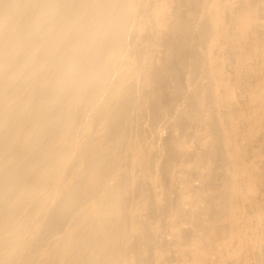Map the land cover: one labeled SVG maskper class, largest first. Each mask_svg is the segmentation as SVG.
Wrapping results in <instances>:
<instances>
[{
  "label": "bare ground",
  "instance_id": "6f19581e",
  "mask_svg": "<svg viewBox=\"0 0 264 264\" xmlns=\"http://www.w3.org/2000/svg\"><path fill=\"white\" fill-rule=\"evenodd\" d=\"M263 4L0 0V264L29 219L35 264H201L200 216H218L208 155L226 145L219 60L241 76ZM238 103L261 108L264 90ZM258 165L239 194L258 204L240 264L264 251Z\"/></svg>",
  "mask_w": 264,
  "mask_h": 264
},
{
  "label": "rangeland",
  "instance_id": "374dc122",
  "mask_svg": "<svg viewBox=\"0 0 264 264\" xmlns=\"http://www.w3.org/2000/svg\"><path fill=\"white\" fill-rule=\"evenodd\" d=\"M264 10V4L261 5ZM263 25L262 34L256 35L253 32V25L249 31L253 47L247 52V65L243 67L240 77L228 76L229 63L226 55L220 58L221 72L228 78L227 82L219 87L218 105L220 107L222 138L221 144L226 145L220 148L219 155L210 153L207 160V177L212 181L210 196L213 207H207V213H218L213 221H208V215L202 214L199 220L198 247L201 264H212L208 259V251L211 252V243H220L222 246H229L233 238L242 242L224 251L211 252L209 256L219 258L220 264H240L239 258L249 255L250 249L246 237L256 234L251 220L256 213V200H244L239 198L240 190L244 189V172L250 161L259 160L258 165L252 173H260V177H254L258 190L253 191L259 200L264 201V105L256 108L251 105H239L238 101L244 99L254 100L255 95L264 90V73L259 70L264 67V12L259 21ZM256 28V26H255ZM215 60L211 62V68ZM216 101V98L213 99ZM212 101V102H213ZM166 135V134H165ZM164 135V136H165ZM216 137L208 136L207 145L210 146ZM216 168V172H214ZM217 178L215 182V178ZM196 184H200L197 182ZM202 194L196 193L195 202L204 201ZM207 199V198H206ZM205 199V200H206ZM208 200V199H207ZM256 211V212H255ZM261 211V210H260ZM199 214V213H198ZM33 221L25 220L18 229L17 239L13 245V253L16 258L10 264H35V251L32 248L34 233L32 231ZM220 227V228H219ZM219 228V229H217ZM264 238V235H262ZM246 248V250H242ZM257 250V249H256ZM259 264H264V251L257 250ZM208 259V260H207ZM1 262V260H0Z\"/></svg>",
  "mask_w": 264,
  "mask_h": 264
}]
</instances>
